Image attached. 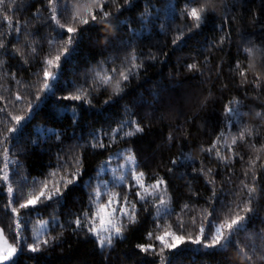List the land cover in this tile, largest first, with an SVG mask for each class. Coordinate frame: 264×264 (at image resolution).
<instances>
[{
    "label": "snow or ice",
    "instance_id": "6c2138e0",
    "mask_svg": "<svg viewBox=\"0 0 264 264\" xmlns=\"http://www.w3.org/2000/svg\"><path fill=\"white\" fill-rule=\"evenodd\" d=\"M243 2L244 0H176L174 4L172 0H142L141 8L136 0H74L71 4L68 0H40V7L29 0H0V75L10 77L16 85L25 83L18 77L17 71L12 69L21 73L27 71L25 66L29 65L30 60L33 63L36 61L40 55L38 49L43 48L44 42L54 46L53 50L43 55L40 71L34 74L38 77L42 74V79H38L36 84H26L27 88L34 87L36 91L21 95L17 90L14 101L9 97L10 103H21L25 111L11 114L7 106L0 108V113L8 117L4 127L0 128V193L5 189L7 193L5 202L0 207L7 210L5 215L9 217L7 225L0 224V264H20L22 257H27L31 264H40L41 258L53 250L58 241L63 240L64 233L68 230L74 236L82 235L101 253L114 250L117 241L125 240L128 232L139 231L140 227L147 224L149 217L153 228L146 230L148 242L134 245L137 251L133 255L143 257L136 264H180L182 254L188 251H203L207 256H215L228 249H234L238 259H229L227 264H264V227L248 232L249 225L256 219H261V224L264 225V218L259 215L264 210L260 205V201L264 200V177L258 171V168H264V164L258 165L264 154V105H261L259 111H255L257 120L253 123L243 120L248 113L242 110L245 105L241 97L222 99V109L214 110L212 118L200 125L213 129L211 142L199 145L200 151L207 153L210 159L234 171L237 158L243 162L245 156L248 157L251 172L245 169V179L241 181L243 195L247 198L240 199L241 193L234 192L232 201L224 200L226 193L223 189L221 195L217 196L216 174L213 169L206 166L204 160H200L197 167L191 150L185 151L191 137L188 126L196 113L189 115L178 108L174 95L179 91L178 88H172L166 95L165 85H161L159 91L148 90L147 96H151V99L140 93L138 98L122 105V112L107 114L104 118L106 127L96 128L87 124L90 129L87 139L79 123L83 118L82 110L85 106L94 108L101 92V104L114 109L121 107L120 102L130 95L128 90L132 82L138 80L142 73L146 75L147 61L167 58L168 47L173 52L182 51L188 47L190 40L202 34L213 17H219L222 21H235L236 11L242 8ZM177 4L181 6L177 7ZM32 7L36 8L35 17L39 19H44L40 8L47 10V20L50 23L45 26L57 33L56 38L40 37L41 43H37V34L29 30L31 21L19 18L21 12ZM126 12H135L136 15L121 20ZM61 17L66 18L62 20ZM242 19L259 25V42L252 38V33L241 29H237L238 39L234 41L233 31L221 24L220 34L207 42L204 51L215 49L223 52L225 46L234 47L235 54L229 71L239 77L240 86L250 85L253 92H258L256 98L260 99V96H264V8L250 15L242 13ZM134 25H139V28ZM93 30L104 33L105 43L102 48L108 54L105 56L101 53L102 58L95 60L83 74L80 83L75 80L70 83L64 81L61 86L63 65L79 50L87 33ZM145 31L149 36L153 32L166 35L169 43H152L147 51L138 50V41ZM12 33L16 34L15 42L10 39ZM125 33H131V36ZM21 39L26 42L23 46ZM149 42L151 43L150 40ZM95 44L101 46L99 37ZM199 55L193 54L190 62L181 65L180 71L171 72L170 79L180 87H183L184 81H177V77L182 73L192 74L185 75L186 80L197 75L211 79V58L203 55L200 59ZM10 60L16 63L9 64ZM177 64H180L179 58ZM214 70L217 79H222V61ZM226 87L227 84L221 83L222 89ZM57 91L64 94L56 102V108L60 112H71L68 119L73 128L72 135H67L66 128H45L43 125L35 132L26 131L35 118L34 108L44 103L41 94L46 100L49 95L56 96ZM248 91L247 88L244 89V97L248 96ZM211 96L209 91L195 101L196 112L207 107ZM4 99L0 95V100ZM184 99L190 101L192 98L185 96ZM63 101L69 103L65 104ZM156 113L160 115L157 117ZM177 113L182 122L174 127L169 125L164 142L172 147L179 146L180 153L169 158L164 165L167 172L162 175L158 170L160 164L152 167L154 157L146 158L143 149L132 145H136L147 135L156 119H175ZM55 116L56 113L53 112V117ZM233 121L239 125L235 132L231 131ZM52 122L62 123V120L53 119ZM77 128H81L79 134ZM42 134L45 142H55L56 149L52 154L56 163L50 164L48 172L42 173L43 179L23 175L19 169L15 170L13 175L19 177L18 182L23 187L14 194L9 165H23L19 159H10L8 145L12 140L19 142L21 136H26L29 143L39 146ZM121 144L125 147L120 148ZM245 146L250 153L240 151ZM84 149H91V155L104 157L93 170L85 167L87 156ZM113 161L116 162L115 165ZM188 162H191L190 172L184 170V165ZM177 171H180L181 178L194 173L204 176L210 192L204 205L192 206L188 202L180 204L175 200L170 191L168 174ZM108 172H111V176L104 179L103 175ZM249 175L251 180H248ZM188 188L191 190V182L188 183ZM76 192L82 194L73 200L77 207L74 211L66 212V218L61 219L55 206L64 208L69 197ZM194 195L197 198L200 196L198 192ZM174 202L180 205L179 212L173 206ZM193 207L201 209L198 223L196 215L190 217L195 226L194 233L184 230V214ZM48 209L53 211L48 212V218L45 219L44 212ZM145 212L148 217L143 216ZM171 217L176 219L175 227ZM241 233H248V242L240 240ZM182 244L185 247L181 248ZM188 244L198 247L189 249ZM149 256L153 259L149 260ZM220 264H224V261Z\"/></svg>",
    "mask_w": 264,
    "mask_h": 264
},
{
    "label": "trees",
    "instance_id": "16d2710c",
    "mask_svg": "<svg viewBox=\"0 0 264 264\" xmlns=\"http://www.w3.org/2000/svg\"><path fill=\"white\" fill-rule=\"evenodd\" d=\"M30 3L35 4L36 7H40V0H29ZM74 0H68V3H73ZM140 4L141 8L143 7L142 0H136ZM175 4L176 0H172ZM162 6V5H161ZM181 5L177 4V7ZM264 8L262 0H244L242 8L236 11V20H227L222 21L219 17H213L208 24L204 27L202 34L199 37H196L189 41L188 47L184 48L182 51L173 52L171 47L167 48L168 57L163 59H158L157 61H147L146 75L141 74L138 80H134L129 88L130 95L120 102L121 107L112 108L107 105L101 104L99 101L103 97V92L100 96L97 97V104L94 108H89L85 106L83 111V118L79 121L81 128L85 133V139H87V132L90 130L86 125L92 124L96 128L106 127L104 124V118L107 114L114 111H123L122 105L130 103L132 99L139 97L140 93H144L147 96L148 90L159 91L161 85H165L166 95L172 88H178L179 91L174 93L176 97V103L178 108L183 109L189 115H192L194 112L196 116L194 117L191 124L188 126V130L191 133L190 142L187 144L185 151L191 150L192 157L196 163V166L199 167V161L204 160L206 166L211 167L215 175L216 182V192L217 196L221 195V189H223L224 200L232 201L234 199L232 193L240 192V199H246L247 197L243 195V189L241 186V181L244 180L243 172L247 169L251 172V169L248 168V157L245 156V160L241 162L238 158L234 165V171L231 168H224L218 161L210 159L207 153L201 152L199 149L200 144L207 145L211 142L213 129L210 126L201 127L200 125L204 123L205 120H210L214 115V110L222 109V99H228L233 96H239L242 98L245 107L242 109L248 115L243 117V120L246 122H256L257 118L255 117V111H259L261 105H264V96H260V99L256 97L259 95L258 92H253L250 88V85L240 86L238 84L239 77L235 76L234 73L229 71V66L232 63V58L235 54V48H229L225 46L223 52L218 50H210L205 52L204 49L207 47V42H210L216 36L220 34V25L227 29L230 28L233 31V40L238 39L237 29L246 30L253 34V39L259 42L261 36V29L258 24H251L242 19V13L247 12L249 15L252 12H260ZM36 8H29L26 12H21L19 14L20 19H28L31 21L29 30L37 34V43H41L40 37H47L49 39H54L57 37V33L54 32L51 28L46 27L47 23L50 21L47 20L48 12L45 8L41 7L40 11L43 13L44 19H39L35 17ZM135 12H126L121 20L135 16ZM66 17H61L65 19ZM134 27L139 28V25H134ZM2 30V29H0ZM23 31V28H22ZM15 33H12L10 39L14 41ZM104 33L93 30L87 33V38L80 44L79 50L73 55V57L68 61L66 65H63V82H71L75 80L77 83H80L83 79V74L95 63V60L102 58L101 53L103 52L102 45L105 43L103 40ZM127 36H131V33H125ZM100 38V45L96 46L95 41L97 38ZM143 37H149V39H143ZM143 37L138 41L139 49L147 51L148 47H151L152 43H157L160 45L168 44L169 37L166 35H157L155 32L149 36V33L145 31ZM151 41V43L149 42ZM26 42L21 39V46ZM54 46H50L48 43H43V48L38 49L40 53L36 61L33 63L30 60L29 65H26L25 68L27 71L19 72L17 69L13 68V71H17L18 77L22 78L25 83L16 85L15 82L10 77H4L0 75V95L5 97L4 100H0V108L7 106V110L11 114H21L25 111L24 106L19 102L10 103L9 97L14 101L15 100V91H20L21 95H24L26 92L34 93L36 88H27L26 84H36L38 79H42V74L38 77L34 75L40 71V68L43 63V55L51 50ZM200 54L198 58L202 59L203 55H209L211 58L210 67L213 68L211 79L207 76L200 77L196 76L193 79H185V75L191 76L190 73H182L177 77V81H184L183 87H180L175 81L170 79V73L181 70V65L185 62H190V59L193 54ZM107 52H103V55H107ZM179 58L180 64H177V59ZM243 59V56H241ZM222 61V79H217V73L214 70L215 66ZM16 61H9V64H15ZM221 83L227 84L226 88H221ZM247 88L248 96L244 97V89ZM138 90V91H137ZM211 91L212 96L210 97L209 104L207 107L196 112L197 104L196 100L203 95H207ZM64 93L62 91H57L56 96L49 95V98L45 100L43 93L41 94V100H44V103L40 104L38 108H34L36 113L35 118L31 121L30 125L26 129L28 132H35L38 130L39 126L43 125L45 128H66L67 135L71 136L73 128L68 117L71 116V112H60L56 108V102ZM185 96H189L192 99L186 101ZM148 99H151V96H147ZM34 105L36 103L34 96L32 97ZM63 103H69L68 101H63ZM251 109V111H250ZM53 112L56 113V116L53 117ZM160 113H156L155 116H159ZM8 117L0 113V128L4 127V124L7 122ZM53 119H60L62 123H53ZM182 120L177 113L175 119H156L155 123L152 125L150 131L147 132V135L138 141L133 147H138L144 150V155L146 158L154 157V162L152 167L155 168L156 164H160L159 172L160 174H165L167 169L164 167L167 164L169 158L173 155H179L180 147H172L164 142V137L168 131L169 125L173 127L176 124L181 123ZM236 121H233L232 132H235L238 128ZM81 128H77L76 131L79 134ZM227 131V130H226ZM230 139V136H229ZM69 143H72L69 141ZM9 155L11 160L19 159L23 167H19L16 163H10L9 165V175L10 179L13 181L14 194L18 193L23 185L19 181V177H15L13 172L17 169L23 175H30V177H38L43 179L42 173L48 172L49 165H55L56 160L53 156V152L56 149L54 140H49L47 142L43 139V134L41 136V141L39 146H33L28 142L26 136H21L19 142L12 140L8 145ZM120 148L125 147L124 144L119 145ZM23 149V152H21ZM51 149V150H49ZM223 150V145H221ZM115 150V148L113 149ZM85 155L87 156V163L85 165L86 169L93 170L97 167L100 160L104 157L91 155V149H84ZM240 151L244 153H250V150L245 146ZM0 160H2V154H0ZM113 161V165H115ZM259 164H264V154H262V159L258 162ZM0 168H2V163H0ZM184 170L190 172L191 162H188L184 165ZM147 171V169H146ZM258 171L261 177H264V168H258ZM111 176V172L103 175L104 179H108ZM170 180V191L173 193L175 200L179 201L180 204L188 202L192 206L204 205L205 199L210 195L209 186L203 175L200 174H191L185 175L181 178L180 171L175 172L174 174H168ZM248 180H251L249 175ZM191 182V190L188 188V183ZM25 192L27 189H24ZM199 193L200 196L197 198L194 193ZM7 195L6 189L3 193H0V205H3L5 202V196ZM82 194L80 192L73 193L69 197L66 206L60 208L59 205L55 206L57 214L61 219H65V213L68 211H74L77 205L73 204V200L79 198ZM260 205L264 208V200L260 201ZM176 208V211H180V205L174 202L173 205ZM255 206V202H254ZM200 208L193 207L191 211L186 210L184 214V230L195 232V226L192 224L190 217L193 215L197 216V223L199 222L198 213ZM7 210L0 207V224L7 225L9 217L5 215ZM53 211V209H48L44 212V218H48V212ZM152 209L149 207V212ZM35 215V214H33ZM260 218H264V210H261ZM144 217H148V213H143ZM210 219V218H209ZM164 223L163 220L160 221ZM171 222L173 227L176 226L175 217H171ZM38 226V225H37ZM140 227V226H138ZM264 227L261 224V219H256L251 225H249L248 232H253ZM153 228L152 219L149 217L147 224L140 227L139 231H132L126 233V239L123 241H117L114 250H108L103 253L90 241H86L85 238L81 235L80 237L74 236L70 230L65 231L64 238L62 241L57 242V246L48 252L45 256L41 258L40 264H136L138 259L143 257H137L133 253L137 250L134 249V245L139 242H148L146 238V230ZM7 231V227H6ZM248 233H241L240 240L243 242H248ZM158 243V241L156 242ZM181 248L185 247L184 244L180 245ZM189 249H194L198 246L188 244ZM149 260L153 259L148 257ZM229 259H238L234 249H228L226 252L218 253L215 256H207L201 252L188 251L182 254L180 264H220L221 261H224V264H227ZM20 264H31L27 260V257H22Z\"/></svg>",
    "mask_w": 264,
    "mask_h": 264
}]
</instances>
